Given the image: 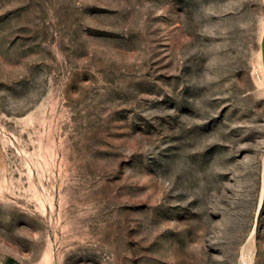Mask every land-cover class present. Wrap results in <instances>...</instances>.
I'll return each mask as SVG.
<instances>
[{"label":"rangeland","instance_id":"rangeland-1","mask_svg":"<svg viewBox=\"0 0 264 264\" xmlns=\"http://www.w3.org/2000/svg\"><path fill=\"white\" fill-rule=\"evenodd\" d=\"M264 0H0V264H264Z\"/></svg>","mask_w":264,"mask_h":264},{"label":"crops","instance_id":"crops-1","mask_svg":"<svg viewBox=\"0 0 264 264\" xmlns=\"http://www.w3.org/2000/svg\"><path fill=\"white\" fill-rule=\"evenodd\" d=\"M258 62L262 70L264 71V24L262 26L259 46H258Z\"/></svg>","mask_w":264,"mask_h":264}]
</instances>
